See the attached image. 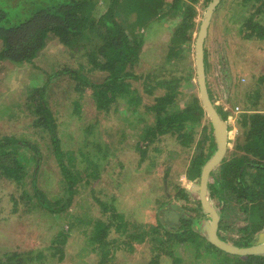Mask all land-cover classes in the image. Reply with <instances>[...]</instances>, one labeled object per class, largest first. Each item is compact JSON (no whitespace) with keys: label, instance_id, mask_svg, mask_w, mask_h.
Listing matches in <instances>:
<instances>
[{"label":"trees","instance_id":"obj_1","mask_svg":"<svg viewBox=\"0 0 264 264\" xmlns=\"http://www.w3.org/2000/svg\"><path fill=\"white\" fill-rule=\"evenodd\" d=\"M99 1L0 0V62H10L14 66L29 64L33 81L40 73L37 71L38 66L42 67L40 63L48 54L52 61L43 63L45 69L41 73H48V67L54 68L42 84L33 83L24 89L29 110H25L22 115L30 120L26 126L29 131L0 137V187L3 193L9 194L5 203L10 204L12 210L24 206L23 213L28 210L42 218H54V215L66 213L79 191L80 181L99 177L101 169L95 157L110 164L107 159L110 150L108 143L101 144L87 138L88 135L95 136L97 127L103 126L99 118L103 115L109 117L118 128L121 127V143L127 133L130 134L127 127L137 130L135 144L132 146L127 143L126 148L123 146L126 151L129 150V157L136 159L143 145L144 149L149 147L154 153H160L166 148L167 142L179 146L169 150V157L175 153L184 158L194 149L189 154L185 173L188 179H192V184L187 188H179L176 197L183 199L185 205L189 196L195 198L196 207L205 214L196 212L191 224L190 218L185 217L184 221L189 223L184 224L179 220L176 229L171 231L160 220L157 223L125 221L124 214L95 197V201L104 208L101 213L109 211L107 220L116 224V231L121 235L134 232L133 235L141 243H150L153 253L162 250L160 244H163L172 256L171 264H181L183 258L210 264L201 257L202 249L210 253L208 257H214V264H264V252L244 255L227 253L207 239L205 225L210 224L212 218L198 195L201 172L217 146L210 118L202 107L197 88L189 89L196 68L193 59L191 62V54L193 52L195 56V40L200 25L195 19L197 5L206 6L210 0H101L103 5L97 6ZM164 18H167L166 21L160 24ZM161 29L169 30L168 37L155 47L153 39ZM223 36L226 37L224 42L227 46L221 39ZM230 40L247 43V60L255 61L252 55L262 54L264 60V0H219L202 43L207 76L209 61L213 56L209 47L221 41L222 46L217 48H222L223 52L218 53L219 58L216 56L217 62L228 60V69L223 63L222 73L229 71L225 78L230 84L229 96L225 97V101L239 100L241 104V111L234 115L239 135L234 138L232 151L208 174V199L220 219L225 215L226 218L231 216L240 221L247 220L249 224L237 230L252 238L264 228V113L258 112L261 110L259 100L262 95L260 79L264 80V73H259L255 83L250 81L252 84L241 88V93L244 88L247 89L242 96L237 84L230 79L233 61H242L239 53L232 52ZM52 41L58 46L56 57L47 51ZM71 62L77 63L72 65ZM95 74L99 75V79L91 77ZM65 76L76 98L71 102L72 108L67 107L61 114L57 107L50 106L46 91L54 78ZM242 76L246 80L255 78L254 73L246 69ZM132 81L142 82L141 90L152 98V102L143 101L140 90ZM206 86L214 108L227 121V112L214 104V95L207 78ZM86 95L91 105H94L95 115L83 124L81 131L87 136L76 149V154L72 155L70 150L62 147V126L68 122L69 116L81 113V100H85ZM199 131L201 139L197 135ZM166 135L169 139L165 142ZM38 138L47 140L44 152L36 142ZM51 156L58 166L60 191L56 195L54 191L51 194L46 192V186L41 181L44 178L41 173L42 161ZM76 161L81 169L76 168ZM120 167H123V163ZM120 171L127 174L130 169L121 168ZM232 202L234 206L231 208ZM136 204H142L140 198L132 199L129 208L133 210ZM249 217L253 220H249ZM4 219L0 218V222ZM76 219V223H69L64 231H58L52 225L49 227L56 232L52 241L55 250L60 253L58 260L64 258L62 249L69 236L84 241L78 253L79 258H75L80 259V264H86L84 259L97 250L100 254L97 264H109L111 255L120 248L132 250L130 242L121 239V235L115 241L105 240L110 227L106 221L95 219L93 231L87 234L83 221ZM220 219L217 220L216 233L228 242L225 233L233 228L232 222L224 223ZM85 222L89 224V221ZM72 226L79 233L73 235ZM224 230L226 232L222 234ZM238 241L241 242L231 243L238 246L252 244L249 238L247 241ZM33 252L36 258L41 257V251L36 249L4 252L0 254V264H29ZM175 252L182 254L177 256L173 254ZM157 255L154 253L148 264H159Z\"/></svg>","mask_w":264,"mask_h":264},{"label":"rangeland","instance_id":"obj_2","mask_svg":"<svg viewBox=\"0 0 264 264\" xmlns=\"http://www.w3.org/2000/svg\"><path fill=\"white\" fill-rule=\"evenodd\" d=\"M102 5L103 3L100 0L97 6ZM206 7L207 5H197V15L195 19L199 22V24L203 19ZM166 19L167 18L161 19L160 24H163ZM151 21L153 20L151 19ZM160 31H158L156 38L153 39V41H155V47L158 45V42L166 40L168 37V29H161ZM225 36H223L221 39L226 45V41L224 40L226 39ZM244 42L245 41L242 40L229 41L232 52H237L236 54L239 53L242 58L241 62L233 61V65L231 67L232 70H230V79L233 80L232 82L237 84L236 87L239 89L238 91L240 93L241 88L247 87L248 84H252L250 81L255 83L258 81L257 76L260 75L259 73H264L263 54L261 53L262 55L260 56L252 55L254 56L255 61L247 60L245 56L249 54L245 53L248 51V47L247 43ZM55 43V41H52L49 45V49L47 50L48 52H51L54 57H56L58 53V51H56L58 46ZM221 46L222 43L220 41L219 44H211V47H209V50L213 56L209 61V73L207 74L206 78L214 95V104L220 106L224 112H227V119L229 118V123L231 124V127L234 128L235 123L233 120L231 123V119H234V115L239 112L234 109V107L238 106L241 111V104L239 100L232 101L231 99L228 102L225 101V97L228 98L229 96L230 84L225 78L229 71H226L225 74H223L224 72L222 73L223 63L226 65L224 66L225 69H228V65L226 64L228 60L224 59L223 62H217L218 53H220V51L221 53L223 52L222 48L218 49L217 47ZM249 46H251V43ZM249 53L251 54L250 50ZM256 53H259V51L256 50ZM230 54L231 53L229 50V55ZM192 59L194 61L195 68V56L193 52L191 54V62ZM51 61V56L48 54L40 63L42 67L38 66L39 69L37 71L40 73L36 81H33L32 79L29 64L14 66L10 62H0V78L2 82L0 83V137L20 132H27L28 129L26 126L30 120L26 119V117L22 115L25 113V110H29L28 106L26 105V93L24 89L33 83L42 84L44 82V78L49 73L53 72L54 68L48 67V73L42 74L41 72L45 69L43 63ZM73 63L76 64L77 62H71L70 64L73 65ZM245 69L254 73L255 78L246 80V77L242 76V72ZM140 70L141 69H138L137 71ZM91 77L94 78V80L99 79V75L96 74L95 76L91 75ZM260 81L262 95L260 96L259 101L260 107L264 108V80L261 78ZM132 82L134 86L140 90L143 101L152 102V98L142 92V82ZM189 84H191L189 89H192L193 87L197 88V95L199 97L196 68L194 69V76L192 77ZM246 90L247 89L244 88L241 93L242 96ZM46 96L49 100L48 102H50V106L52 105V108L57 107L59 110H61L58 111L61 114L67 109V107L71 106L72 108L71 102L74 98H76V95L72 92V85H70V81L68 80L67 76L59 79L54 78L47 88ZM81 101L83 105L81 113H74L72 116H69L67 118L68 122L66 124L64 123L65 125L62 126L64 129V135L62 136V147L64 150H70L72 155L76 154V149L87 136H85V134L83 135V132L81 131L83 124H86V122H88L95 115L94 105H91L89 96H87L85 100L82 99ZM223 104L226 107L223 108ZM99 118L102 121L103 126L97 127V129L95 128L96 135H88L87 138L88 140H94L101 144L105 142L108 143L110 150L107 159L110 160V164L107 163L108 161L100 159V157H95V161L99 163V168L101 169V171H99V177L89 180L85 178L80 181L81 183L79 185V191L72 199L70 207L66 209V213L54 215V218L51 216H48L47 218L44 216L42 218L33 215V213H30L28 210L23 213V209L26 208L24 206H18V208L12 210V206L8 203H5V200L8 198L9 194L3 193L0 187V218H6L4 219L5 221L0 222V254L4 252H28L29 250L36 249L37 251H41V257L36 258V253H31L30 256H32L33 259L29 264H80V259L76 260L75 258H79L78 253L84 243L82 238L77 240V238L74 236L68 237L65 247L62 249L64 258L62 261H60L58 260L60 253H57L58 250H55V245H53L55 243L52 241V237L54 234H56V232L50 230L49 227L52 225L58 231H64V229L69 227V223L74 225L77 220L76 218H78L83 221V226L86 229V233L90 234L93 231L95 219L99 218L100 220L106 221V223L110 225L109 233L105 240H118L122 233L116 231L115 223L107 220V214H109V211H106L103 214L101 213V210L104 208L102 207V209L101 205L95 201V197H98L107 204L114 206L116 211L124 214L126 217L125 221L135 222L136 220L143 223H157L159 222L158 220H160L162 224H164L167 229L171 231L176 229V224L179 223V220H181L184 224L189 223V221H184L185 217L190 218L191 224L192 219L196 218V212H198L200 215H205L200 210V208L196 207L195 198L189 196L190 199L185 205L183 199L176 197V192L179 188H187L192 184V179H188L185 173L189 164V154L190 152H194V149L190 150L187 153L188 155L184 158H182L183 155L178 156L175 153L169 157V150H172L173 148L175 149V147L179 148L178 145L175 146L173 143L167 142L166 148H164L160 153H154L149 147L144 149L145 145H143L142 149L138 151L139 155L136 157V160L133 157H129L131 155L129 150L126 151L123 146L126 148L127 143H131L132 146L135 144L134 138L137 136V130L127 127L128 129L126 128V130H130V134L127 133L126 139L121 143V127L118 128V126L114 124L109 117L100 115ZM234 129L229 130L230 135L233 133ZM31 132L32 130L30 133ZM37 135L38 134H36L34 138ZM197 135L199 139L202 138L200 131ZM168 139L169 136L166 135L163 141L166 142ZM45 141L47 140L41 138H38L36 141L43 152L45 151V144H47ZM140 155L142 156L143 160L141 159ZM140 159L141 161H139ZM77 163L78 162L76 161V168L81 169L82 167ZM121 163H123V167H120ZM121 168L130 169V171L126 174L125 171H120ZM41 171L44 176L41 181L42 185L46 186V192L51 194V192L54 191V194L56 195L60 191V186L58 183V166L56 164L55 158L51 156L49 159L42 161ZM6 191L7 190H5V192ZM136 198H140L142 204L134 205L133 210H131L129 208L130 202L132 199ZM246 203L249 204V202ZM233 206L234 203L232 202L231 208ZM243 215L245 214H242V216ZM167 218L173 222H169ZM242 219L244 218L242 217ZM248 219L253 220L252 217L251 219L250 217ZM222 220L224 223L231 221L233 225L231 226L233 228L228 229L227 232L226 230L221 231L222 234L226 232L225 237L227 240L239 244L241 241L238 240H242L243 242L247 241L249 238V242L254 243L257 236L253 235L254 238L252 237V239L251 237L247 236L246 233L244 236L238 230H236L237 227H235V223L238 221L237 217L229 216ZM54 221H56V223ZM85 221H89V224L87 225ZM248 224L246 220L244 225ZM75 229L77 228L72 226V230L74 231L72 233L73 235H75L74 233H79L75 231ZM129 232L121 235L120 238L130 242L132 250L125 251L122 248L116 250V252L111 255V261L108 260L109 264H148L154 253L158 254L157 260L159 264H171L172 256L168 254L167 249L163 244H160L162 246V250H157L153 253L150 250V243L148 241L141 243L137 236L133 235L134 232ZM231 237L233 239H231ZM98 251L99 250H97L95 253H92L88 258L84 259V262L86 264H97L100 255ZM206 251L203 249L201 250V257L208 260L210 264H214V257H208L210 253ZM173 254L181 256L182 252H175ZM197 262L193 259L183 258L181 264H200L199 261Z\"/></svg>","mask_w":264,"mask_h":264},{"label":"water","instance_id":"obj_3","mask_svg":"<svg viewBox=\"0 0 264 264\" xmlns=\"http://www.w3.org/2000/svg\"><path fill=\"white\" fill-rule=\"evenodd\" d=\"M219 0H210L207 4L203 19L199 25L195 40V57H196V73H197V83L199 89V97L203 109L205 110L207 116L210 118L213 134L216 140V152L212 157L205 163V167L201 172L200 182L198 185L199 199L202 206L210 212L212 222L206 224V233L207 239L219 249L232 254L244 255V254H257L264 252V230L258 234V239L251 246H238L232 243L224 241L216 233L218 215L212 208L209 203L206 182L208 179L209 172L217 167L222 159L224 158L228 145V127L226 121H224L216 109L214 108L207 91L206 86V76L204 71V62H203V52H202V43L207 32V27L211 19L213 10Z\"/></svg>","mask_w":264,"mask_h":264},{"label":"crops","instance_id":"obj_4","mask_svg":"<svg viewBox=\"0 0 264 264\" xmlns=\"http://www.w3.org/2000/svg\"><path fill=\"white\" fill-rule=\"evenodd\" d=\"M259 108H261V110H259L258 112H260V113H264V108L263 107H259ZM234 118V117H233ZM232 120L234 121V119H231V123H232ZM227 126H230L231 127V124L229 123V118L227 119ZM235 128V129H234ZM234 130H233V133L228 137V145H227V151H226V154L230 151H232V146L234 145V138H235V136L238 134L237 133V130H236V125H234ZM239 135V134H238ZM222 217H224V218H226L225 217V215L224 216H222ZM236 224H237V226L238 227H241L242 225H244V222H241V221H237L236 222ZM237 227V228H238ZM255 236H258L257 234L255 235ZM229 238V237H228ZM253 238H254V236H253ZM252 238V239H253ZM231 239H233L232 237H231ZM258 239V237L255 239V241ZM254 241V242H255ZM228 242H232V241H229L228 240ZM253 244V243H252Z\"/></svg>","mask_w":264,"mask_h":264},{"label":"clouds","instance_id":"obj_5","mask_svg":"<svg viewBox=\"0 0 264 264\" xmlns=\"http://www.w3.org/2000/svg\"><path fill=\"white\" fill-rule=\"evenodd\" d=\"M236 107L238 108L237 111L240 112V108H239L238 106H235L234 109H236ZM227 127H228V137H229V136H230V131H229V130H231V129H233V128L230 127V126H227ZM226 151H227V150H226ZM225 155H226V154H225ZM207 194H208V193H207ZM209 203H210V200H209ZM210 205H211V203H210ZM211 206H212V205H211ZM218 218L220 219V217H218ZM222 219H225V218L222 217ZM222 219H220V220H222ZM222 222H223V220H222ZM235 227H238L236 223H235ZM236 230H237V229H236ZM263 230H264V228H263L261 231H263ZM261 231H260V232H261ZM258 234H259V233H258ZM258 234H257V235H258ZM238 237H240V236H238ZM257 237H258V236H257ZM257 237H256V238H257ZM227 241H228V240H227ZM256 241H257V240H256ZM256 241H255V242H256ZM228 243H231V242H228ZM232 244H233V243H232ZM253 244H254V243H253ZM235 245H236V244H235ZM251 245H252V244H251Z\"/></svg>","mask_w":264,"mask_h":264},{"label":"bare ground","instance_id":"obj_6","mask_svg":"<svg viewBox=\"0 0 264 264\" xmlns=\"http://www.w3.org/2000/svg\"><path fill=\"white\" fill-rule=\"evenodd\" d=\"M195 65H196V57H195ZM226 123H227V121H226Z\"/></svg>","mask_w":264,"mask_h":264},{"label":"built area","instance_id":"obj_7","mask_svg":"<svg viewBox=\"0 0 264 264\" xmlns=\"http://www.w3.org/2000/svg\"><path fill=\"white\" fill-rule=\"evenodd\" d=\"M238 108L236 107V110H237Z\"/></svg>","mask_w":264,"mask_h":264}]
</instances>
